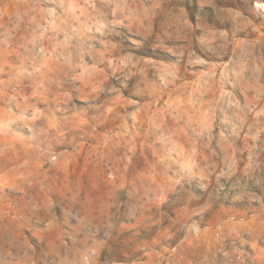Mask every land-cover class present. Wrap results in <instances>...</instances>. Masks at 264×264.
I'll use <instances>...</instances> for the list:
<instances>
[{"label": "clouds", "instance_id": "clouds-1", "mask_svg": "<svg viewBox=\"0 0 264 264\" xmlns=\"http://www.w3.org/2000/svg\"><path fill=\"white\" fill-rule=\"evenodd\" d=\"M0 264H264V0H0Z\"/></svg>", "mask_w": 264, "mask_h": 264}]
</instances>
